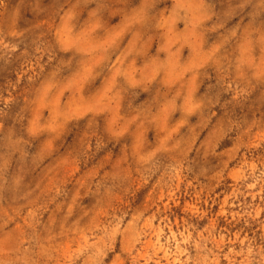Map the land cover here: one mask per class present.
Instances as JSON below:
<instances>
[{
	"label": "rangeland",
	"instance_id": "rangeland-1",
	"mask_svg": "<svg viewBox=\"0 0 264 264\" xmlns=\"http://www.w3.org/2000/svg\"><path fill=\"white\" fill-rule=\"evenodd\" d=\"M0 264H264V0H0Z\"/></svg>",
	"mask_w": 264,
	"mask_h": 264
}]
</instances>
